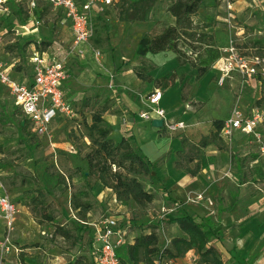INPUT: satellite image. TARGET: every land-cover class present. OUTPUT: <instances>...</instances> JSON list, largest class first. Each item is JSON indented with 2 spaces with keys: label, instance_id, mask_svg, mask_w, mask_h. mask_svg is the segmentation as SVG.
<instances>
[{
  "label": "rangeland",
  "instance_id": "374dc122",
  "mask_svg": "<svg viewBox=\"0 0 264 264\" xmlns=\"http://www.w3.org/2000/svg\"><path fill=\"white\" fill-rule=\"evenodd\" d=\"M259 2L260 0H203L201 7L192 18L194 24H199L200 27L210 24L205 31L214 35L216 46H221L224 45L225 40L222 27L228 25L224 18L229 16L232 22L234 20L246 29V39L238 40L244 46L248 45L250 39H257L253 35V29L262 14L257 10L252 13V7ZM45 6L47 5L41 6L42 11L33 13V20L28 18L29 13L23 14L22 16L26 17L21 20L9 9L2 15L3 17H0V25L7 24V32L4 35L7 45L13 46V43H9L11 39H16L15 42L21 44L25 40H40L39 50L45 48L51 52V56L66 58L69 77L62 84V91L71 104L74 115L57 118L46 135L36 136L29 132L27 134L29 143L35 146L31 149L19 137L18 123L23 117L14 111L15 106L11 98L4 89L0 88V183L2 185L0 194H9L19 208L18 226L12 233V242L20 249L30 248L29 255L34 256L35 263L39 264H66L79 256L90 261L93 260V255L91 256L95 234L93 224L98 223L102 217L112 214L119 218L126 242L131 233L134 236L141 232L148 233L154 224L157 225L154 229L159 236L160 246H169L171 238L181 235V232L176 224L168 223L167 215L175 214L182 209L170 202L165 197L166 194L161 192V186L158 185L160 179L157 186H154L149 183L148 178H141L144 187L154 193V200L143 209L130 205L125 207L126 211L108 210L106 203L96 206L93 191L89 192L86 199L81 196L82 200H88L91 204V209L83 220L78 211L70 205V198L72 193L77 194L83 189L84 182L79 171H76L77 167L70 161L71 152L61 144H72L76 148L75 152L84 155L89 140L83 136L86 133L83 122L90 123L92 110L104 106L107 107L104 114L119 113L117 99L112 95L116 94L118 98V88L129 89L137 81L139 86L134 96L143 99L155 87L159 88L164 94V100L168 102L170 111L167 115L173 120H181L186 124L185 131L169 132L162 128L164 133L178 135L184 132L190 141L196 139L194 136L212 130L213 128H209L210 122L212 125L213 120L225 118L232 106L252 105L251 90L238 79L220 87L210 71L202 78L196 79L197 71L191 69L189 65H179L175 54L168 50L155 54L147 53L143 56L136 55L138 42L142 36L157 34L165 26L174 24V18L167 11V2H157L148 21L145 22L118 20L119 7L111 8L105 13L103 20L99 22L98 37L93 41L94 46L102 51L103 67L97 65L89 52L82 59L83 64L81 59L69 53L66 46L70 38L69 28L63 27L60 23L61 15L55 8ZM29 23L36 25L37 30L31 32ZM14 28L20 32L19 35L15 34ZM7 51L8 55L5 56L4 62L11 64L14 77L20 80L30 79L31 68L27 61L30 55L29 43L21 52L16 47H10ZM116 68L119 71H116ZM110 71L115 75L113 90L105 86L106 73ZM137 77L139 80H136ZM118 79L123 83L118 85ZM129 79H132L131 83ZM85 96L92 97V101L89 107L82 108L81 101ZM174 100L177 101L176 107L171 105ZM95 102L97 104L92 107ZM117 140L119 142L121 137ZM150 150L151 147H147L141 151L146 156L148 152L151 153ZM224 150L228 153V158H231L230 149L224 146ZM199 156L202 161L204 156L201 149ZM149 159L157 161L155 172L160 169L162 164L160 160ZM189 166L193 167L194 163H190ZM251 169L249 161H246L243 167L244 177L247 180L242 183L244 189L248 193L256 187L260 191L264 190V179H251ZM59 175L64 178V183ZM39 190L43 192V196L40 195ZM31 196H37L35 205L30 204ZM191 199L195 200L196 197ZM188 200L187 198L186 202ZM261 207L262 205L259 204L260 209ZM47 215L52 219L48 220ZM212 215L216 218V213ZM58 228H63L67 234L62 236ZM3 232L0 221V235H3ZM211 244L217 249L223 264H252L254 262L252 258H255L259 251L264 250V243L259 239L258 243L250 245L251 248H246L244 253L249 252L250 255L244 256L243 259L242 255L238 254L240 248L235 244L232 247L231 243L220 234L219 239L212 240ZM229 250L241 259L237 260ZM24 255L21 250L18 254L19 261L20 258L24 261ZM194 255L195 258L191 256L185 258V255L171 260V264H199V257L195 253Z\"/></svg>",
  "mask_w": 264,
  "mask_h": 264
},
{
  "label": "trees",
  "instance_id": "16d2710c",
  "mask_svg": "<svg viewBox=\"0 0 264 264\" xmlns=\"http://www.w3.org/2000/svg\"><path fill=\"white\" fill-rule=\"evenodd\" d=\"M157 2L168 3L167 11L174 18V24L165 26L157 34L142 36L138 42L136 55L143 56L147 53L155 54L160 51H171L175 54L179 65H189L191 69L197 71L195 78H202L211 70L213 63L221 55L220 46H216L214 35L205 31V28L209 27L210 24H204L200 27L199 24H194L192 18L201 7L203 0H121L116 6L120 8L118 20L128 22L148 21ZM7 7L8 10L11 9L15 12L21 20L26 17L22 15L28 13L27 10L13 1H9ZM45 7H48V5ZM36 12L38 11H33V13ZM6 25L4 24L3 27L6 28ZM32 42L36 43L37 41L25 40L22 44L14 42L13 46H11L12 44L5 45L3 47L4 51L0 54V59L5 60V56L8 55L7 49L9 50L10 47H16L21 52L28 43L31 44ZM252 44H257L260 49L264 47V40H255L252 41ZM245 47L248 46L245 45ZM116 71H119L118 68H116ZM10 74L14 77L15 73L12 68ZM63 96L65 97L64 94ZM91 101L92 97H83L81 107H89ZM96 104L97 102L92 107ZM14 111L21 115L17 108ZM106 111L107 107L105 106L94 109L91 113L90 123L83 122L86 129L83 136L89 140L87 151L83 155L87 163V169L82 170L77 167L76 171H79L84 187L77 194L72 193L70 198V205L78 211L80 218L83 220L90 211L91 204L88 200H82L81 196L86 199L97 182L110 188L119 204L124 206L135 205L139 209L145 208L154 200V193L144 187L141 178H148L151 185L159 182L155 173L157 161H151L142 153L140 146L135 145V136L122 137L119 142H115L110 137L111 125L103 118ZM222 125L223 120H213V129L207 135L201 136L197 142L190 141L184 132H180L177 136L180 139L181 149L176 151L175 169L196 176L201 170L199 156L201 148L210 144L217 146L218 149H224V146L227 147L220 136ZM160 131H163V129L161 128ZM29 132L33 133L30 130V122L23 117L18 123L19 137L22 142L27 143L32 149L35 146L29 143L30 140L27 138ZM256 158V154H248L243 157L231 155L232 166L240 175V183L247 181L243 172L244 163ZM192 162L194 166L190 167L189 164ZM251 172L256 174L258 179H264L262 168L255 166ZM59 178L62 179L63 183L65 182L61 175H59ZM68 179H71V177H68ZM39 193L43 196L41 190H39ZM36 197H29L30 204L35 205L37 202ZM165 197L173 204L179 205L177 201L169 196L165 195ZM180 207L182 210H178L175 214H168L166 220L168 223L176 224L181 235L174 236L171 238L169 246L162 247L159 244V236L154 229L157 225L153 224L150 232H141L134 237L132 243L125 242L116 249L120 264L163 263L184 257L191 250L199 257V264H223L218 256L217 249L211 244L212 240L219 239V231H216L219 218L217 216L214 218L209 213L204 215L194 214L188 206ZM46 217L48 220L52 219L50 215ZM58 230L62 236L67 234L63 228H58ZM20 262L25 264L23 258H20ZM66 264H93V260L87 261L85 257L79 256Z\"/></svg>",
  "mask_w": 264,
  "mask_h": 264
},
{
  "label": "built area",
  "instance_id": "2783aa9c",
  "mask_svg": "<svg viewBox=\"0 0 264 264\" xmlns=\"http://www.w3.org/2000/svg\"><path fill=\"white\" fill-rule=\"evenodd\" d=\"M13 1L22 6L29 14H33L39 5L52 6L61 15V20L70 30L67 41L69 53L77 56L80 61L89 52L98 66L103 67V54L99 47L94 46L97 20L111 8H115L121 0H0V12L8 10L7 3ZM260 10L264 15V0H260ZM7 31L0 25V54L4 51V34ZM243 31L231 35L227 46L220 47L221 55L213 63L210 72L216 84L224 86L226 80L233 74L247 83L257 78L264 100V47H245L238 42L243 37ZM40 42H34L28 56L31 68L30 79H17L10 74L11 65L0 59V86L12 100L13 105L21 115L29 120L30 130L37 136L46 135L51 124L58 116L72 117L73 109L63 96L62 84L69 77L66 58L51 56L48 49L39 50ZM105 86L109 90L115 87V75L106 73ZM148 109L139 113L144 120L162 119V127L169 132L184 130L186 124L181 120H173L166 110L160 106L162 91L157 88L144 96ZM264 105L255 107L245 115L238 105L231 107L228 116L223 120L220 136L228 146L233 140L235 131L251 136L258 152L264 154ZM0 183V188H1ZM196 199H202L197 195ZM18 209L9 194H0V216L4 224V232L0 238V264H6V258L13 255L12 264H22L18 259L21 251L12 242V233L16 228ZM95 227L93 249V264H120L116 249L126 242L125 232L120 226L118 217L108 214L100 219ZM165 261L156 264H171Z\"/></svg>",
  "mask_w": 264,
  "mask_h": 264
},
{
  "label": "crops",
  "instance_id": "0c3cea01",
  "mask_svg": "<svg viewBox=\"0 0 264 264\" xmlns=\"http://www.w3.org/2000/svg\"><path fill=\"white\" fill-rule=\"evenodd\" d=\"M42 5H39L36 11H42ZM256 10L262 14L260 10V4L254 5L252 7V13ZM7 11H5V13H7ZM2 15H4V12H0V16ZM29 15L30 16H28V18L33 20L34 15ZM103 17L104 16L98 17L96 34L93 39L94 41L98 37V29L100 27L99 22L103 20ZM232 17L234 18L235 16ZM259 17L261 19L259 18L257 26H255L253 29V35L257 39H250L248 45L246 44L248 47L258 46L257 44L253 45L252 41L264 40V15ZM236 18H238V16H236ZM224 21L228 22V25H223L222 27L224 29L223 33L225 35V40L224 45H221L220 47L227 46L230 36L241 31L244 32L242 41L246 39L247 32L243 25L235 22L234 20L232 22L229 16L225 17ZM60 23L63 25V27L69 28V26L63 23L62 20H60ZM29 24L31 25V32L34 29L37 30L36 25L31 23ZM14 30L16 31L15 34L19 35L20 32L16 28H14ZM4 35H6V33ZM5 39L6 38L3 37V43L4 45H7ZM15 41L16 39H11L9 43H14ZM36 41L40 42V40ZM33 43L34 42L29 44L30 50ZM48 47L50 48V46ZM81 64H83V61H81ZM234 79L240 80L242 84H246V86L251 90L253 104L250 106L238 105L245 115L250 114L252 109L255 107L264 105L260 83L257 78H252L247 83H245L238 75L233 74L226 80L224 86H226L228 82H232ZM136 80H139L138 77ZM65 82L66 81L64 80L63 84ZM129 82L131 83L132 79H129ZM120 83L123 82L122 80L118 79V85ZM132 86L133 87L129 89L126 87L123 89L122 86V88H118V98L116 94L112 95V97L114 96L117 99L116 103L119 105L118 109L120 112L103 115V118L111 125L110 137L115 142H118L117 139L120 137L122 138L133 135L136 137L135 145L140 146L142 151L144 148L151 147V153L148 152L146 156L148 158H156L157 160H160V163H162L160 169H157L155 172L158 179H160L158 185L161 186V192L177 201L179 203L178 206H188L194 214L204 215L208 212L212 215L213 213H216V216L219 218V224L217 226L218 229L216 231H219L221 237L230 242L232 247L234 246L233 244H235L240 248L238 249V254H241L242 258L247 256L249 252H246L247 254L244 253L246 248L250 247V245L253 246L254 244L258 243L259 239L262 241V243H264V239H262V236H264V190L260 191L259 188L256 187L254 190H250L248 193L246 189H244V184L240 183V175L236 172V169L233 168L231 158H228V153L224 149H218L217 146L213 144L201 148V153L204 156V159L200 161L201 170L196 176H191L182 170L175 169L174 162L177 160L176 151L181 149L179 137L174 134L167 135L164 133V130L160 131L159 128L153 127L151 123L148 122V120H144L139 117L140 112L148 109V104L144 98L140 99V97L134 96L135 90L138 91V81ZM154 89H157V87ZM165 100L164 94L162 93L160 106L163 107L168 113L170 110L168 108V102ZM171 105L172 107H176L177 101L174 100L171 102ZM59 117L62 116H58L57 118ZM225 118L221 120H224ZM209 128H213L211 122ZM259 130L264 132V127H259ZM208 133L209 132L206 131L197 137L194 136L196 139H193L192 141L197 142L201 136L207 135ZM65 141H67V139H65ZM61 146H64L65 149L67 148V150L71 152L69 158L75 167H79L82 170L87 169L86 160L83 158V155L79 154V152H75L76 148L74 145H66V143H62ZM227 148L230 149L231 154L237 155L238 157H243L248 154H256L257 158L255 160L249 161L250 168L253 169L255 166H257L264 170V154L258 152L251 136H247L239 131H235L233 140L229 146L227 145ZM251 174V179L261 180L258 179L256 174ZM154 186L157 185L155 184ZM92 191L96 201V206L100 203H106L108 210L116 209L118 211H126V206L117 202L115 194L112 192V190L108 187H104L100 182H97L94 185ZM153 191L155 190L153 189ZM197 195H201L202 199H191V197H196ZM187 198L189 200L186 202ZM12 199L15 202L14 198ZM259 204L262 205V209L259 208ZM17 209L19 213L18 206ZM199 211L204 212L200 214L198 213ZM18 213L16 217V228L18 226ZM0 221L2 222L3 232L4 224L1 216ZM1 237L2 235H0V238ZM134 237V234L131 233L128 243H132ZM20 250L25 253V264H35L36 258L29 255L31 253L30 248L26 247ZM230 252L236 257L237 260L241 259L239 256H237V254H234L232 251ZM190 256L195 258L194 251H189L185 258H189ZM252 259H254L252 264H264V250L259 251L255 255V258L253 257ZM14 260V256L9 255L6 258V264H12Z\"/></svg>",
  "mask_w": 264,
  "mask_h": 264
},
{
  "label": "water",
  "instance_id": "95a60500",
  "mask_svg": "<svg viewBox=\"0 0 264 264\" xmlns=\"http://www.w3.org/2000/svg\"><path fill=\"white\" fill-rule=\"evenodd\" d=\"M150 123L155 128H161L162 127V119H156V118H154V119L151 120Z\"/></svg>",
  "mask_w": 264,
  "mask_h": 264
}]
</instances>
